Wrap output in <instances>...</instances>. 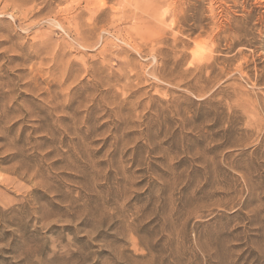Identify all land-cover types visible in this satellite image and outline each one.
<instances>
[{
	"label": "rangeland",
	"instance_id": "1",
	"mask_svg": "<svg viewBox=\"0 0 264 264\" xmlns=\"http://www.w3.org/2000/svg\"><path fill=\"white\" fill-rule=\"evenodd\" d=\"M0 264H264V0H0Z\"/></svg>",
	"mask_w": 264,
	"mask_h": 264
}]
</instances>
